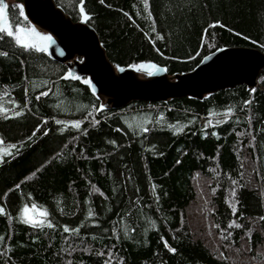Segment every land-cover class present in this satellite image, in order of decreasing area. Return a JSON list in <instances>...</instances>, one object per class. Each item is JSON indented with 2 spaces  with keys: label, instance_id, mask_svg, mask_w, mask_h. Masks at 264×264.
Wrapping results in <instances>:
<instances>
[{
  "label": "trees",
  "instance_id": "16d2710c",
  "mask_svg": "<svg viewBox=\"0 0 264 264\" xmlns=\"http://www.w3.org/2000/svg\"><path fill=\"white\" fill-rule=\"evenodd\" d=\"M54 1L116 69L264 52V0ZM5 15L35 47L0 34V264H264V69L256 88L115 109L47 54L22 2Z\"/></svg>",
  "mask_w": 264,
  "mask_h": 264
},
{
  "label": "water",
  "instance_id": "95a60500",
  "mask_svg": "<svg viewBox=\"0 0 264 264\" xmlns=\"http://www.w3.org/2000/svg\"><path fill=\"white\" fill-rule=\"evenodd\" d=\"M22 5L31 24L52 35L47 54L62 64L77 57L83 59L82 63L69 66L68 77L87 76L94 93L106 98L115 109H122L134 101L201 99L243 84L251 88L259 86L264 52L258 49H221L204 58L190 73L169 77L164 68L158 67L151 78L140 79L131 68L116 69L96 30L86 21L74 22L54 0H22Z\"/></svg>",
  "mask_w": 264,
  "mask_h": 264
},
{
  "label": "rangeland",
  "instance_id": "374dc122",
  "mask_svg": "<svg viewBox=\"0 0 264 264\" xmlns=\"http://www.w3.org/2000/svg\"><path fill=\"white\" fill-rule=\"evenodd\" d=\"M14 2H22V0H1V3H0V6H2L3 4H6L7 6L10 4V3H14ZM6 10V9H5ZM5 22L3 23L2 26H4ZM35 35L36 37L39 39V41L41 42L42 46L47 49L48 47V44H49V40H45V39H42V37H45V36H50L52 38V35L49 34L48 32H45L39 28H37L35 30ZM75 62H79V63H82L83 62V59L81 58H76L74 61H71L68 63L69 66H73ZM157 68L158 67H155V66H147L144 70L143 73H137L138 77L140 79H149L152 77V75L157 71ZM104 99V98H103ZM107 103H108V100L107 99H104ZM10 153L9 152V149H5V148H0V161H2L3 157ZM35 211H33L32 209H27V211H24V218L29 220V221H32V220H35V221H40L42 219V216L43 214L40 213L39 215H36V212L34 213ZM37 216V217H36ZM31 223V222H30Z\"/></svg>",
  "mask_w": 264,
  "mask_h": 264
},
{
  "label": "snow or ice",
  "instance_id": "6c2138e0",
  "mask_svg": "<svg viewBox=\"0 0 264 264\" xmlns=\"http://www.w3.org/2000/svg\"><path fill=\"white\" fill-rule=\"evenodd\" d=\"M103 2V0H102ZM145 6L147 7V0H145ZM8 6L6 4H3L2 6H0V34H6L7 36L9 37H15L16 39V42L18 44H21L23 47L25 48H33L35 47L34 45H31V44H28V43H24L21 41L20 39V36L16 34V32H20V31H23L22 29H19L17 28L16 29V32L12 31V30H9L8 28H5L3 27V23L6 21V15H5V9L7 8ZM83 7H81V12H83ZM150 15V14H149ZM85 20L88 19V17L85 15ZM215 26V25H213ZM3 38V35H0V39ZM42 39H45V40H49L51 41L52 38L50 36H45V37H42ZM39 51H44L43 48H39L38 49ZM7 53L6 52H0V56H6ZM41 95H47V93H41ZM37 99H39V97H37ZM145 131H147V129H145ZM25 211H27V209H25ZM0 213H3V208H0ZM46 215V213L44 214ZM262 220H264V217L261 218ZM25 222H31L33 224L34 227H43L44 226V221L40 220V221H35V220H32V221H29V220H25ZM48 227H53V225L49 222L47 224ZM232 225H229V227H231ZM65 231H69L67 228H65ZM226 238V237H224ZM172 251H175L174 249H171Z\"/></svg>",
  "mask_w": 264,
  "mask_h": 264
}]
</instances>
